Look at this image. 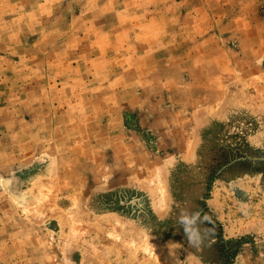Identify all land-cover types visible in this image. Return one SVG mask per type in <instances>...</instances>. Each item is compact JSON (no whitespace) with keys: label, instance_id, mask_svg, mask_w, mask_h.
I'll list each match as a JSON object with an SVG mask.
<instances>
[{"label":"rangeland","instance_id":"obj_1","mask_svg":"<svg viewBox=\"0 0 264 264\" xmlns=\"http://www.w3.org/2000/svg\"><path fill=\"white\" fill-rule=\"evenodd\" d=\"M0 264H264V0H0Z\"/></svg>","mask_w":264,"mask_h":264},{"label":"bare ground","instance_id":"obj_2","mask_svg":"<svg viewBox=\"0 0 264 264\" xmlns=\"http://www.w3.org/2000/svg\"><path fill=\"white\" fill-rule=\"evenodd\" d=\"M11 180V179H10ZM9 179H5V180H3V183H4V185H5V187H6V189L7 190H10V187L9 186H11V181H10ZM15 193V192H14ZM26 195V194H25ZM14 196V198H16L17 200H21V201H24L25 200V198H26V196H24L23 195V197L19 194V195H17V194H15V195H13ZM21 196V197H20Z\"/></svg>","mask_w":264,"mask_h":264},{"label":"water","instance_id":"obj_3","mask_svg":"<svg viewBox=\"0 0 264 264\" xmlns=\"http://www.w3.org/2000/svg\"><path fill=\"white\" fill-rule=\"evenodd\" d=\"M13 196V195H12ZM14 197V196H13Z\"/></svg>","mask_w":264,"mask_h":264}]
</instances>
